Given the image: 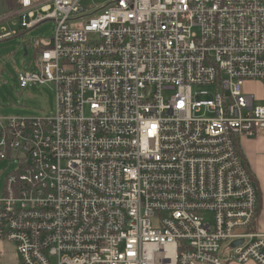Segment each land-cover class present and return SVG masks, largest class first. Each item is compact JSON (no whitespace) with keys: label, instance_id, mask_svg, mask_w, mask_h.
Masks as SVG:
<instances>
[{"label":"built area","instance_id":"1","mask_svg":"<svg viewBox=\"0 0 264 264\" xmlns=\"http://www.w3.org/2000/svg\"><path fill=\"white\" fill-rule=\"evenodd\" d=\"M14 1L0 42L13 19L56 24L18 74L55 110L0 117V242L24 264H264L240 149L264 137L245 90L264 84V0Z\"/></svg>","mask_w":264,"mask_h":264},{"label":"rangeland","instance_id":"2","mask_svg":"<svg viewBox=\"0 0 264 264\" xmlns=\"http://www.w3.org/2000/svg\"><path fill=\"white\" fill-rule=\"evenodd\" d=\"M9 2L10 0H0V15L13 9L15 1L11 0V6ZM5 25L9 29L17 30L18 35L0 42V117L38 118L53 113V89L50 86L21 88L18 74L35 70V62L39 58L38 49L52 39L55 22L46 21L29 31L21 30L20 20L17 19L8 21ZM259 84L264 87L261 82H249L245 85V90L255 96L257 105L264 106V99H260L264 88L259 87ZM10 171L12 169L9 163L0 162V187ZM0 264L24 263L14 245L0 242Z\"/></svg>","mask_w":264,"mask_h":264},{"label":"crops","instance_id":"3","mask_svg":"<svg viewBox=\"0 0 264 264\" xmlns=\"http://www.w3.org/2000/svg\"><path fill=\"white\" fill-rule=\"evenodd\" d=\"M9 3L11 6V0ZM259 87H263V85L259 84ZM260 96V99H264V92L261 93ZM240 149L243 158L254 177L258 192V218L256 222V230L264 233V137L244 139L240 142ZM245 264L256 263L249 262Z\"/></svg>","mask_w":264,"mask_h":264},{"label":"water","instance_id":"4","mask_svg":"<svg viewBox=\"0 0 264 264\" xmlns=\"http://www.w3.org/2000/svg\"><path fill=\"white\" fill-rule=\"evenodd\" d=\"M25 50H26V49H25ZM25 54L27 55V51H26ZM240 243H241V241H240V242H236V243L233 244V246L235 247L236 245H239Z\"/></svg>","mask_w":264,"mask_h":264},{"label":"trees","instance_id":"5","mask_svg":"<svg viewBox=\"0 0 264 264\" xmlns=\"http://www.w3.org/2000/svg\"><path fill=\"white\" fill-rule=\"evenodd\" d=\"M41 50H42V49H41V48H39V49H38V53H40V52H41Z\"/></svg>","mask_w":264,"mask_h":264}]
</instances>
